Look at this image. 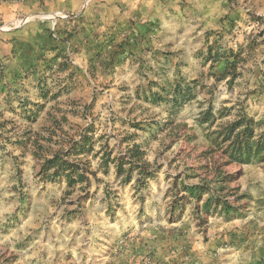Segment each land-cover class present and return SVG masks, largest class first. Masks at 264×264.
Masks as SVG:
<instances>
[{
  "label": "rangeland",
  "instance_id": "obj_1",
  "mask_svg": "<svg viewBox=\"0 0 264 264\" xmlns=\"http://www.w3.org/2000/svg\"><path fill=\"white\" fill-rule=\"evenodd\" d=\"M0 264H264V0L0 4Z\"/></svg>",
  "mask_w": 264,
  "mask_h": 264
},
{
  "label": "trees",
  "instance_id": "obj_2",
  "mask_svg": "<svg viewBox=\"0 0 264 264\" xmlns=\"http://www.w3.org/2000/svg\"><path fill=\"white\" fill-rule=\"evenodd\" d=\"M46 1L49 0H0V4H24V3H32L35 4L37 3L39 6H43L44 3ZM172 102L173 105L175 107H180L181 104L185 103V101H187V96H186V92H181V87L180 86H176L175 89L172 92ZM258 152H260V150H258ZM258 152H256L255 154H258ZM247 155H249V151H247L246 153ZM196 193H200L198 188H194L193 191L190 192V194L192 196H194Z\"/></svg>",
  "mask_w": 264,
  "mask_h": 264
}]
</instances>
